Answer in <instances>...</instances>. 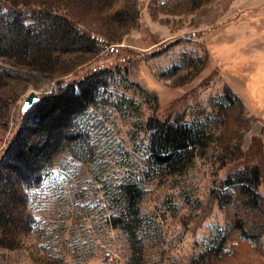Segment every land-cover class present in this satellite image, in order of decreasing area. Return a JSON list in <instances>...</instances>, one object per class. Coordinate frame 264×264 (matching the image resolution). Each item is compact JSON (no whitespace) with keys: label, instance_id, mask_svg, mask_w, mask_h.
Returning a JSON list of instances; mask_svg holds the SVG:
<instances>
[{"label":"rangeland","instance_id":"1","mask_svg":"<svg viewBox=\"0 0 264 264\" xmlns=\"http://www.w3.org/2000/svg\"><path fill=\"white\" fill-rule=\"evenodd\" d=\"M43 1L55 13L80 14L76 22L98 44L76 43L50 61L0 54V70L20 75L12 95L0 84V156L31 124L33 105L22 108L31 90L43 95L93 73L100 80L94 102L73 119L83 146L64 147L42 182L23 188L22 202L12 187L0 198L1 207L19 203L10 206L9 244L0 227V264H264V250L253 241L226 240L231 217L223 206L225 191L236 193L232 167L247 187L246 166H258L255 190L264 198V0H249V8L234 0H3L34 8ZM234 94L248 121L240 128L243 156L231 164L223 160L220 104ZM156 104L160 117L180 116L200 137L171 168L151 156L146 121ZM135 176L145 193L143 245L133 253L126 233L107 217L120 181ZM3 178L15 184L10 170Z\"/></svg>","mask_w":264,"mask_h":264},{"label":"trees","instance_id":"2","mask_svg":"<svg viewBox=\"0 0 264 264\" xmlns=\"http://www.w3.org/2000/svg\"><path fill=\"white\" fill-rule=\"evenodd\" d=\"M118 1L130 2V0ZM41 3L44 6L38 5L39 7L34 8L32 4L17 6L0 0V54L18 53L22 59L28 61L31 58L50 61L54 51L68 52L73 50L76 43H81L83 46L98 44V36L91 34L87 27L83 28L76 22V18L82 19L79 17L80 14H71L67 7L66 13H55L51 9V3L47 1ZM129 29L130 27L127 26L121 33L119 32L117 39ZM91 50L94 48H90ZM1 74L6 75V79L0 81L3 89L6 87L4 89L6 94L12 95L14 91H18L20 75L12 70L3 69L0 70V76ZM99 80L100 76L97 73L88 74L79 79L77 84L67 83L41 95L31 108L33 115L31 124L24 132H17L0 156V198L6 193L11 195L12 187L14 189L11 190L12 195L17 197V194H20L22 202L25 198L23 188L39 185L52 159L64 147L83 146L84 137L79 128L74 130L73 119L83 114L94 102ZM151 97V100H154V94H151ZM220 108L227 123L222 138L223 145L227 147L223 160L232 164L243 156V133L240 128L241 122L247 120L243 115L244 103L234 94L233 99L226 106L220 104ZM146 123L152 130L150 144L152 158L170 168L181 163L182 158L192 146L197 145V140L200 138L198 132L184 123L180 116L174 119L168 116L160 117L157 113V104L153 107V112ZM71 150L76 158L81 159L76 149L71 148ZM246 167L250 168L252 173L251 184L247 187L242 184L240 168L229 169V177L234 179L231 187L235 188L236 193L229 188L225 191L228 195L223 206L227 208L231 217L229 231H225L226 240L238 241L245 238L244 240L256 243L258 251L262 252L264 198L255 190L259 167ZM7 169L13 175L15 184L2 182ZM32 174L33 177H27ZM138 178L135 176L120 181L117 186L119 201L107 217L110 227L121 229L126 233L133 253L142 250L143 245L140 230L143 225L141 202L145 186ZM12 203L19 204L15 201ZM12 203L10 200V206H13ZM3 205L0 206L2 241L9 244L7 240H14L11 237L12 231H9V226L12 224L10 225L11 222L8 221L13 213L8 204ZM13 245L11 243L9 246Z\"/></svg>","mask_w":264,"mask_h":264},{"label":"water","instance_id":"3","mask_svg":"<svg viewBox=\"0 0 264 264\" xmlns=\"http://www.w3.org/2000/svg\"><path fill=\"white\" fill-rule=\"evenodd\" d=\"M40 93L31 90L24 98L22 108L26 111L40 99Z\"/></svg>","mask_w":264,"mask_h":264},{"label":"crops","instance_id":"4","mask_svg":"<svg viewBox=\"0 0 264 264\" xmlns=\"http://www.w3.org/2000/svg\"><path fill=\"white\" fill-rule=\"evenodd\" d=\"M249 0H234V3L236 4V5H238V4H242V5H244V6H246L248 3ZM247 7V6H246ZM247 8H249V6L247 7Z\"/></svg>","mask_w":264,"mask_h":264}]
</instances>
